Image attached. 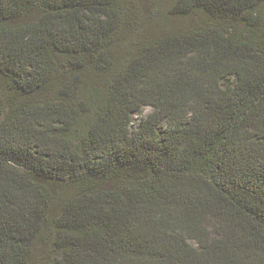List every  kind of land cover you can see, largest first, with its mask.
Listing matches in <instances>:
<instances>
[{"label":"trees","instance_id":"1","mask_svg":"<svg viewBox=\"0 0 264 264\" xmlns=\"http://www.w3.org/2000/svg\"><path fill=\"white\" fill-rule=\"evenodd\" d=\"M159 1L0 0V264H264V0Z\"/></svg>","mask_w":264,"mask_h":264},{"label":"rangeland","instance_id":"2","mask_svg":"<svg viewBox=\"0 0 264 264\" xmlns=\"http://www.w3.org/2000/svg\"><path fill=\"white\" fill-rule=\"evenodd\" d=\"M159 2H160L159 5H161L160 7L164 8V7H167L172 2V0H160ZM161 8H160V10H162ZM143 111H144V116H145L149 112L152 111V108L149 107V106H146V107H144ZM140 119H141V116H138V115L135 116V118H134V127L138 125Z\"/></svg>","mask_w":264,"mask_h":264}]
</instances>
